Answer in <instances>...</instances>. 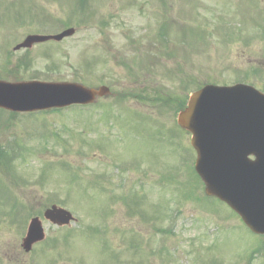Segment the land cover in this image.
Returning <instances> with one entry per match:
<instances>
[{
    "label": "rangeland",
    "instance_id": "1",
    "mask_svg": "<svg viewBox=\"0 0 264 264\" xmlns=\"http://www.w3.org/2000/svg\"><path fill=\"white\" fill-rule=\"evenodd\" d=\"M185 1L100 0L96 13L111 26L100 35L98 15L86 24L69 9L75 0H0V77L82 80L116 92L85 110L0 111V264L23 256V264H264V238L203 195L190 136L176 127L204 83L264 92V0ZM69 27L74 34L58 43L13 51L27 34ZM131 72L148 73V84H133ZM146 89L147 103L123 99ZM117 94L127 95L119 105ZM52 204L76 221L66 229L44 221ZM33 217L45 238L25 254Z\"/></svg>",
    "mask_w": 264,
    "mask_h": 264
},
{
    "label": "water",
    "instance_id": "2",
    "mask_svg": "<svg viewBox=\"0 0 264 264\" xmlns=\"http://www.w3.org/2000/svg\"><path fill=\"white\" fill-rule=\"evenodd\" d=\"M72 32L32 36L23 46L49 38L60 40ZM105 93L104 87L92 90L73 83L0 81V107L17 111L62 107L89 103ZM177 121L192 133L195 170L205 193L228 204L253 232L264 234V94L241 84L205 85L191 94ZM62 212L53 206L45 217L54 219ZM41 230L33 219L28 242L40 239Z\"/></svg>",
    "mask_w": 264,
    "mask_h": 264
}]
</instances>
